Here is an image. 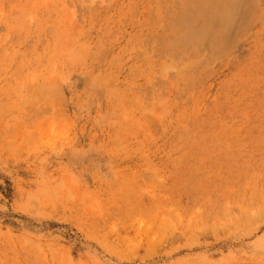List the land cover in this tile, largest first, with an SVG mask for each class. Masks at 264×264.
I'll return each mask as SVG.
<instances>
[{"label":"rangeland","instance_id":"obj_1","mask_svg":"<svg viewBox=\"0 0 264 264\" xmlns=\"http://www.w3.org/2000/svg\"><path fill=\"white\" fill-rule=\"evenodd\" d=\"M0 264H264V0H0Z\"/></svg>","mask_w":264,"mask_h":264},{"label":"bare ground","instance_id":"obj_2","mask_svg":"<svg viewBox=\"0 0 264 264\" xmlns=\"http://www.w3.org/2000/svg\"><path fill=\"white\" fill-rule=\"evenodd\" d=\"M236 3H238V2H236Z\"/></svg>","mask_w":264,"mask_h":264}]
</instances>
